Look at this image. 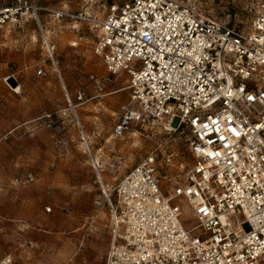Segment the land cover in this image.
<instances>
[{
  "label": "built area",
  "instance_id": "built-area-1",
  "mask_svg": "<svg viewBox=\"0 0 264 264\" xmlns=\"http://www.w3.org/2000/svg\"><path fill=\"white\" fill-rule=\"evenodd\" d=\"M243 11L247 31L222 23L193 0H123L101 16L0 0V34L31 17L58 75L55 43L39 15L87 26L107 73L101 80L90 76L97 90L126 75L128 100L119 106L114 137L154 125L185 134L192 161L181 176L167 173L151 153L118 180L113 202L100 149H93L75 115L101 188L102 200L93 203L106 205L111 215L104 264H264V0H246ZM36 73L45 75L42 68ZM76 93L77 103L67 97L74 114L85 95ZM52 121V113L43 112L18 127L25 135L32 123L49 127ZM34 179L24 171L11 182ZM180 198L195 221L189 229L180 221ZM0 264H11L10 256Z\"/></svg>",
  "mask_w": 264,
  "mask_h": 264
},
{
  "label": "rangeland",
  "instance_id": "rangeland-1",
  "mask_svg": "<svg viewBox=\"0 0 264 264\" xmlns=\"http://www.w3.org/2000/svg\"><path fill=\"white\" fill-rule=\"evenodd\" d=\"M27 1L101 16L109 4L123 0ZM193 1L222 23L248 30L243 11L246 0ZM14 2L1 0L4 5ZM39 18L55 43L60 75L46 57L31 17L0 34V262L10 256L11 264H104L111 215L106 205L100 208L93 203L102 200L101 188L81 147L75 115L93 149H100L102 176L113 202L118 180L142 157L155 154L160 167L177 177L192 157L185 134L179 131L132 126L126 136L114 137L119 106L128 100L123 89L126 75L120 73L97 90L90 76L101 80L107 73L93 54L95 38L87 26L58 23L45 14ZM23 34L27 42L21 40ZM39 68L44 76L37 75ZM78 90L85 95L74 114L67 97L77 103ZM43 112L52 113L51 126L34 122L23 135L18 126ZM24 171H31L34 181L13 184L12 177ZM176 201L181 207L180 221L191 228L195 224L191 208L182 198ZM48 206L50 212L45 209Z\"/></svg>",
  "mask_w": 264,
  "mask_h": 264
},
{
  "label": "crops",
  "instance_id": "crops-1",
  "mask_svg": "<svg viewBox=\"0 0 264 264\" xmlns=\"http://www.w3.org/2000/svg\"><path fill=\"white\" fill-rule=\"evenodd\" d=\"M108 237H109L108 235L104 234V240H105V242H109V238Z\"/></svg>",
  "mask_w": 264,
  "mask_h": 264
},
{
  "label": "bare ground",
  "instance_id": "bare-ground-1",
  "mask_svg": "<svg viewBox=\"0 0 264 264\" xmlns=\"http://www.w3.org/2000/svg\"><path fill=\"white\" fill-rule=\"evenodd\" d=\"M12 78V77H11ZM11 80V79H10ZM14 80V79H13ZM6 82V81H5ZM13 85V84H12ZM15 90H17V89H15Z\"/></svg>",
  "mask_w": 264,
  "mask_h": 264
}]
</instances>
